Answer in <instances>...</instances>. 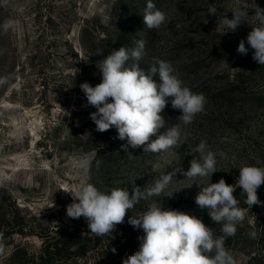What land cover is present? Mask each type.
<instances>
[{"label":"rangeland","instance_id":"1","mask_svg":"<svg viewBox=\"0 0 264 264\" xmlns=\"http://www.w3.org/2000/svg\"><path fill=\"white\" fill-rule=\"evenodd\" d=\"M153 3L167 16L158 30L144 25L147 0L0 2V24L14 21L7 33L0 31V264H122L143 235L128 217L153 201L196 216L218 237L222 225L195 204L200 188L221 178L234 185L245 165L264 167V66L253 60L246 39L258 25L253 10L256 4L264 8V0ZM244 3L245 23L234 32L217 26L219 17L231 19ZM210 4L217 16L209 15ZM242 39L247 55L237 52ZM138 40L145 42L139 65L145 73L154 57L170 62L184 85L206 98L204 111L187 126L177 121L179 110L166 106L165 128L181 123L182 129L181 140L166 152L125 151L127 141L117 138L115 127L97 131L90 119L96 109L79 87L99 84L96 62L121 46L136 47ZM201 140L217 153V172L195 180L177 172L163 194L137 204L111 235L96 236L83 217H67L72 197L64 190L75 191L90 178L101 191L124 188L131 194L133 180L143 187L173 168L187 171L199 158ZM257 194L264 202V185ZM234 195L245 219L225 247L236 264H264V205L249 208L239 187Z\"/></svg>","mask_w":264,"mask_h":264},{"label":"clouds","instance_id":"2","mask_svg":"<svg viewBox=\"0 0 264 264\" xmlns=\"http://www.w3.org/2000/svg\"><path fill=\"white\" fill-rule=\"evenodd\" d=\"M253 11L258 25L252 27L246 39L254 50L253 60L264 66V8L256 4ZM231 13V19L218 16L217 20V26L227 27V32H234L240 24L245 23L249 6L247 3L241 4ZM216 14L217 8L210 4L209 15ZM166 19V13L158 9L153 0H147L143 14L144 25L148 29L158 30ZM13 26L14 21L7 19L0 24V31L7 33ZM134 43L136 47L129 49L121 46L96 62L101 73L99 84L92 86L84 82L79 87L86 96L87 104L96 109L90 114V119L95 123L97 131L105 132L115 127L117 138L127 141L121 146L125 151L129 147H143L144 153L166 152L181 140V123L189 125L197 114L204 111L206 98L202 93H194L185 86L170 62L154 57L145 73L139 66L145 42L138 40ZM237 52L240 55L248 53L243 39L239 42ZM95 54L103 55V51ZM169 102L173 109L181 112L176 118L181 123L168 122L170 126L165 128L166 121L162 113ZM162 128L165 129L163 133L157 135ZM152 136H156V139L150 140ZM184 138L187 139V136ZM195 151L199 158L190 161L187 171L173 168L171 172L155 179L151 185L143 187L137 186L133 180L131 194L124 188L101 191L90 182V178L75 191L64 190L72 197V203L66 207L67 217H83L89 232L96 236L111 235L137 204L163 194L177 172L191 180L211 177L217 172V153L210 150L205 140L200 141ZM128 156L132 157L130 153ZM219 156L224 158L226 154L221 151ZM84 171L88 172L87 167ZM261 185H264V167L245 165L239 169L234 185H229L221 178L216 183L209 182L207 186L199 187L195 204L201 210L207 209L215 224L222 225V234L218 237L214 235L213 228L196 216L151 202L146 211L128 217V223L134 229H142L143 235L138 237L139 249L123 259L122 264H236L225 243L236 234L237 225L244 221L245 209L239 206L240 201L234 193L239 187L245 197L244 203L249 208L264 205L257 194ZM250 236L255 238L256 233L252 232ZM112 252L115 253L116 249L113 248Z\"/></svg>","mask_w":264,"mask_h":264}]
</instances>
